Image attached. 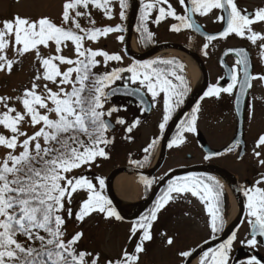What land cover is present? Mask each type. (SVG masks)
I'll return each instance as SVG.
<instances>
[{
  "label": "snow or ice",
  "instance_id": "obj_1",
  "mask_svg": "<svg viewBox=\"0 0 264 264\" xmlns=\"http://www.w3.org/2000/svg\"><path fill=\"white\" fill-rule=\"evenodd\" d=\"M178 2L184 14H178L169 0H139L138 31L142 38L152 39L148 22L153 10H157L158 15L152 23L159 25L166 17H171L179 22L171 25V31L179 32L183 28L197 33L201 32V25L193 20L194 14L204 16L213 10H221L222 15L217 19L224 21L226 26L218 36L206 34L208 41L235 34L253 44L261 41L259 47L264 49V34L252 28L255 23L264 22V7L249 13L246 9H239L235 0ZM117 3L119 17L124 20L130 7L129 0H64L59 24L48 16L33 20L18 14L10 20L0 21V72L10 74L17 63L7 56L10 47L18 56L34 51L43 69L42 72L38 70L31 86L24 88L21 95L0 96V105L4 109L0 111V127L10 133L0 132V148L5 150L0 157V264H100L99 253L79 248L83 232H76L67 239L65 237L66 220L74 219L82 223L93 213L104 214L105 219L121 220L112 201L103 194V178H94L98 181L97 186L93 179L73 174L84 166L90 168L97 158H109L105 149L114 143V137L110 138L107 133L114 129L111 117L119 109L115 106L106 109L105 104L121 91V87L129 95H139L141 104L145 102V90L150 93L153 102L163 93L162 122L159 124V129L163 131L173 113L184 103L189 87L180 74L183 65L177 61L152 59L136 61L126 67H112L102 73L93 71L101 65L97 57L103 58L105 69L109 62L123 61L120 54L85 47L86 40L97 42L101 37L124 31L120 24L97 27L90 11L102 10L106 18L113 19ZM165 4L167 9L162 6ZM82 19L88 26L82 25ZM117 39L123 42L125 37L120 35ZM69 42L74 49V58L62 54ZM51 45L55 46V55L43 56L40 47L47 49ZM208 46L205 43L203 47L207 49ZM228 52H234L238 57L236 65L242 66L243 79L238 80L237 70L232 68L231 83L223 88L210 86L204 96L218 97L221 91L231 94L239 84V105L240 97L251 87L250 80L264 79V76L250 75L246 50L228 49L225 54ZM260 56L264 60V51ZM61 65L67 67L61 70ZM126 73L129 74L127 81ZM117 81L122 84L114 86ZM49 84L55 87H49ZM16 102L21 105L19 110L15 107ZM198 111L199 106L180 122L176 135L168 144L169 148L184 143L185 133L197 131ZM138 123L134 122L125 130L131 133ZM115 124L126 125V121L117 117ZM26 128L33 130L31 134ZM155 144L153 140L144 151L148 152ZM236 146L232 145L229 151ZM262 147L264 135L258 138L253 149L258 159L261 152L255 149ZM148 160V155H145L143 162L133 163L143 166ZM259 163L264 166V159H259ZM144 183L146 187H151L154 180L144 179ZM260 185H264V173L251 187L240 189L246 197L245 216L250 226L246 243L251 248L264 245V239H258L264 238V187ZM222 188L223 185L211 176L189 175L170 180L152 209L133 223L129 237V242L133 237L137 239L133 251L125 248L118 258H106L105 264H139L140 254L146 251L144 243L153 239L150 230L157 220V213L174 199L173 194L190 193L205 204L210 216L209 227L215 239L225 229L221 214ZM81 192L86 194V198L78 201V208L74 211L75 196ZM235 239L236 234L232 233L216 248L203 251L198 264H229ZM166 242L172 245L174 239L169 237ZM192 254V251L179 252L182 258H189ZM247 264H262V261L252 256Z\"/></svg>",
  "mask_w": 264,
  "mask_h": 264
},
{
  "label": "rangeland",
  "instance_id": "obj_2",
  "mask_svg": "<svg viewBox=\"0 0 264 264\" xmlns=\"http://www.w3.org/2000/svg\"><path fill=\"white\" fill-rule=\"evenodd\" d=\"M147 2V0H146ZM237 6L241 10H255L259 7H264V0H235ZM64 0H0V21L6 19H12L16 14L21 17H29L33 20L38 19L41 16H48L57 24L60 23V15L62 11V4ZM93 18L96 21V26H115L117 23H122L125 20L127 23L128 12H126V18L121 20L119 17V5L118 3L114 8V18L108 19L104 16L102 10L90 9ZM219 10H213L211 14L202 16L204 18V25H210L212 30H216L220 25L216 22L220 16ZM156 15H150L148 26H152L158 34L159 40H173L171 33H166L172 25V20H168L166 17L165 22H160L159 25L152 23ZM82 25L88 26L85 20H81ZM126 24L124 26V29ZM254 31L264 34V22H258L252 25ZM123 35L124 32L111 33L107 37H101L97 42L85 41V47H90L94 50L103 49L110 54H120L123 57L121 62H109L108 68L103 67V58L97 57L101 61V65L95 68L98 73L110 70L112 67H126L131 64L130 60L124 54V42L119 41L118 36ZM183 39V37H180ZM227 42L210 44L208 52V66L209 72L212 77L220 76L217 65V58L224 45H244L250 51L253 77L264 76V60L261 59L260 53L264 51L259 45L261 41H257L256 44L250 42L247 38H241L235 34L229 35L226 39ZM131 43L134 46V52L141 51L143 46L140 36L136 32L131 33ZM171 48V47H168ZM40 52L43 56L55 55V46L51 45L50 48L40 47ZM62 54L66 57L74 58V49L69 42L68 46L63 49ZM7 56L10 59H15L17 63L14 64L10 74L6 72H0V96L16 97L22 94L24 88L30 87L33 78L37 75L38 70L43 71L40 62L36 59V53L30 51L22 56L16 55L14 49L10 47L7 50ZM174 55L159 54L151 58L170 57ZM177 57V56H175ZM229 59L230 64L235 63ZM183 71L190 82V78L187 76V64L182 63ZM67 65H61V70H64ZM125 76V75H124ZM118 82V81H117ZM116 82V83H117ZM39 83H44L40 81ZM49 87H55L49 84ZM197 93V92H196ZM160 102L158 100V109H160ZM116 101L110 100L105 104V108L114 107ZM15 107L19 110L21 105L19 102L15 103ZM136 108V107H135ZM208 109V108H207ZM3 106L0 105V111H3ZM136 110H138L136 108ZM129 111V108L125 109V113ZM160 111H162L160 109ZM134 121H139L138 125L133 128L131 133H128L125 129L129 126V119L126 127L123 125H116L115 120L117 115L113 113L111 121L115 127L107 135L110 138L114 137V143L107 146L105 151L109 154V158H97V161L89 168L84 166L81 169L75 170L74 175H85L86 177L93 179V182L97 184L95 177H101L105 180L109 173L115 168L123 164H128L130 160H134V156L140 154L145 155L144 149L149 145V136L156 133L155 128L152 127L153 120H149V116L144 115L141 111H134ZM216 120L215 123H210L211 118ZM199 135L201 138L209 143L213 148H218L225 145L228 141L234 137L236 129V120L231 111V108L227 106V110L221 107L216 108L210 113L208 110L198 111ZM123 129V130H122ZM31 134L33 131L31 128H26ZM0 132L7 133L2 127ZM120 135H124L123 138ZM264 135V79L253 78L252 87L248 94L245 109H244V136L245 141V155L240 162H237L236 157L238 153H234L221 163L226 166L232 173L237 174L241 181L244 177L252 179L254 174L264 172V166H261L259 159H264V147L255 149L261 152V156L258 159L253 152L255 144L258 138ZM130 137V139H129ZM185 141L190 144L189 147H184V152H191L195 155V160L198 161V149L194 148V143L191 134L185 135ZM133 151V153H131ZM137 151V152H136ZM136 155H135V153ZM5 153L3 148H0V157ZM160 154V153H159ZM203 157V155H202ZM195 160L185 161V163H193ZM220 162L219 160H217ZM169 164V163H168ZM98 165V166H97ZM170 165V164H169ZM127 171H120L114 174L110 180V191L116 202V198L112 191V180L115 175L124 173ZM205 173V172H203ZM210 175L211 173H205ZM212 175V174H211ZM140 188L136 205L144 197L142 194V188L139 184V177L135 179ZM253 184L255 181H252ZM221 183H224L221 181ZM263 187L262 185H260ZM223 189V188H222ZM103 191V194L107 196V190ZM228 200L227 217L230 212V195L225 187L222 190ZM235 195V194H234ZM174 199L170 201L157 215V220L153 222L151 234L153 239L144 243L145 252L140 254L139 264H182L184 258L179 256L181 251H191L197 244L205 241L210 235V216L206 211L205 204L202 203L198 197H193L190 193L185 194H173ZM86 198V194L81 192L80 195L75 196L76 203L73 204L74 211L78 208V201L81 198ZM237 199V198H236ZM238 201V200H237ZM117 204V202H116ZM135 205V207H136ZM134 210V209H133ZM238 217V216H237ZM237 218L230 224L227 220V226L232 227ZM132 223L122 220H116L115 218L105 219L104 214L93 213L87 217L82 223H77L74 219L66 220L67 235L65 239L69 238L76 232H83V238L79 242V248L100 254V264H105L106 258L116 259L118 258L122 250L127 248L129 252H132L135 244L137 243L136 237H133L129 242L131 235L130 229ZM228 227V228H229ZM240 234L236 236L235 241L232 244L231 252L235 249L243 247L246 244L244 238V231L241 229ZM139 236V233H137ZM171 237L174 239L172 245L167 244V239ZM248 246V245H247ZM213 245L208 248H212ZM207 248V249H208ZM206 249V250H207ZM204 250V251H206ZM254 250L264 259V252L261 249V244H258ZM202 254V253H201ZM200 258V257H199ZM248 259H240L237 264H247ZM199 262V261H198Z\"/></svg>",
  "mask_w": 264,
  "mask_h": 264
},
{
  "label": "flooded vegetation",
  "instance_id": "obj_3",
  "mask_svg": "<svg viewBox=\"0 0 264 264\" xmlns=\"http://www.w3.org/2000/svg\"><path fill=\"white\" fill-rule=\"evenodd\" d=\"M169 3L172 4L173 8L176 10V12L178 14H184L183 8L179 5L178 0H169ZM162 6H164L167 9V5L166 4L162 5ZM251 11L253 12L254 9L251 10ZM219 12H220L219 15L221 16L222 15V11L219 10ZM211 13H209V14H211ZM209 14H207V15H209ZM151 15H156L157 16L158 15V11L157 10H153ZM207 15H204V16H207ZM193 17H194L195 21L199 25H201L203 30H205L206 32H217L218 30H220L223 27V21L217 19L216 22L218 21L217 23H219L220 26L218 28H216V30H212V29H209V28H211V24L210 25H204V23H205L204 20L205 19L202 18V16H200L199 14H194ZM167 19L168 20H172V22H173L172 24L179 23L174 18L168 17ZM165 20L166 19L162 20L161 22H165ZM149 30L153 33L152 39L149 41V47L154 46V45H156L158 43H162V42H172V43H176V44H182V45L192 49L193 51H195L197 53V55H199V57L201 58L202 62L204 63V66H205V69L207 70V75H208V78H207L208 82H207V86H206V89H205L204 93L208 90V88L210 86H219V87L223 88V87H227L228 84L231 83V82L227 83V81L225 79V72L223 70V67L219 63V56L221 55V53L226 48L236 47V46H244V45H230V46L224 45L223 49L220 51V53L218 55V58H217V65H218L217 71H219L220 76L212 77L210 75V72H209V66H208V61H207V57H208L207 49L211 47L210 44H213V43L217 44V43L227 42L228 40H226V39L229 36L227 38H217V39H215L213 41H208L206 38H203V37L195 34L191 29H183L182 28L181 31L176 32V31H171L170 28H169L165 32L166 33H171L172 37L174 39L173 40H169V39L168 40H159L160 36H158V34H157L158 32L156 33L154 28L152 26H150V25H149ZM230 36H231V34H230ZM180 37H183V39H181ZM205 43H207L209 45L207 49H205L203 47ZM205 53H207V54H205ZM127 58L130 60L131 64L133 62H136L135 60H133V59H131L129 57H127ZM158 59H170V60L177 61L180 64L183 63V61L179 57H175V56L162 57V58H158ZM229 59H232V61L235 63V65L230 64ZM236 60H237V58L234 55L230 54V55L226 56L225 63L228 64L231 67V69L232 68H236L237 76L239 78V76H240V66L236 65ZM180 74H182L185 77V79L187 81V84H188V87H189V91H188L187 95L184 98V103L179 108L176 109V111L173 113L172 119L168 122V124L166 125V127H165V129L163 131H161L159 129V124L162 122L163 104L160 103L161 107H159L162 111H160V109L157 108L158 107V104H157L158 100L160 102H162L163 93H161V96L157 98L156 102H153L152 99H151L150 93H146V90H145V94H146V96H147V98L149 100V106H150L149 107L150 108L149 113H146L144 111V109L141 107V105L134 98H132L130 96H120V95H118V96H115L113 98L114 101H116L115 107H117L119 109V111L115 112V114L117 115V117L123 118L126 121V125H127V122H128L127 118L130 120L128 122L129 126L132 125L134 122H137V121H134L135 117L133 115V112L134 111H141L144 115L149 116V120H153L152 127L155 128V131H156L155 134L152 133V135L149 136V144L153 140L156 141V144H155L154 147L150 148L148 152L145 153V155H148L149 160L147 162H144L143 166H140L137 163H133V161L143 162V158H144L145 155H142V154H140L137 157L134 156L135 159L134 160H130L128 164L126 163V164L120 165V166H132V167L142 168V169L148 167L150 169V168L154 167L155 165H157V163L160 161V164H159L157 170L152 175H150L147 178H140L139 184H140V186L142 188V194H144L143 195L144 197L142 199H145L147 197H151V198L149 199V203L146 205V207L141 212V214L139 215L138 218H140V216H142V215L147 214L150 211V209H152V207L154 205V202L156 201L157 197L161 194V191L166 188L168 182L170 180L176 179L177 177H185V176H189V175H195V176H198V177L211 176L215 180L219 181V183L221 185H223V189L222 190H225L226 186H225L224 183H221V181L222 182H226L227 184H230L231 187H232V183L222 179L218 175V173H215L216 175L214 176L213 174L212 175L211 174L207 175V174H205V173L200 171V170H204V169L213 171L210 168H203V169L198 168L196 170H192V171L190 170L191 172H189L188 174L174 175L173 173L176 172V171L184 170V169H190V168H193V167H199V166H202V165H209V166L218 167V168H221V169L225 170L228 173V175H230L232 178L233 177L235 178V180L237 182V185L239 187V190L242 187H245V186L251 187L253 185L252 181H255L256 179H258L259 175L261 174V173L254 174L252 179H250L249 177H244L243 181H241L237 174L232 173L226 166H224L221 163V161L226 160L229 156L233 155L234 153H238V155L236 157V160H237V162H240L243 159V157H244L243 156L240 159L238 158L239 154H240V148L239 147H235L232 150H230L229 152H226V153H224L222 155L209 156L202 150L201 142H206L208 145H209V143L201 138V136L199 135L200 133H199L198 130L195 133H185V135L186 134H191L192 135L193 143L195 145L194 148L198 149V151H199L198 153L201 155V158L198 156V161L195 160V155L193 153L184 152V147L185 146H187V147L190 146V144L187 143L186 141L184 143H182L181 145H179V146H173L172 148L168 147L169 142L174 138V136L177 133L178 126H179L180 122L183 121V120H186L190 116V114L192 113V110L194 108H196L197 106H199V112H201V110L204 109V110H208L210 113H212L213 110H215L218 107L219 108L221 107L222 109L227 110V106H228L229 108H231V111L233 112V115H234L233 104H234V97H235V92H236L237 86L233 89V92L231 94L221 91V93H220V95L218 97H216V96L206 97V96H204V93H203L202 96L191 107H189L186 110H184L181 113H179L183 109V107L185 106L186 102L194 95L191 82H189L187 80V77H186L183 69L180 71ZM124 75H125V81H127V77H128L129 74L126 73ZM121 84H122L121 81H118L116 83V85H121ZM132 87H136V85H132ZM135 107L138 110H136ZM127 108H129V111H127V113H125V109H127ZM197 116H198V113H197ZM213 119L214 118L212 117L209 120V122L210 123H215L216 120H213ZM199 122H200V120L197 119V128H199ZM126 125H123V126L126 127ZM114 127H115V125H114ZM123 136L124 135H120V137H122V138H123ZM165 136H166V140L167 141H166L165 146H163V141H164ZM232 139H233V137H232ZM230 141H228L225 145H223L221 147H218V148H213L210 145H209V147H211L212 149L217 151V150H220V149L224 148ZM163 147H165V148H163ZM131 153H133V151ZM135 155H136V153H135ZM202 155H203V157H202ZM161 156H162V158H161ZM191 160H195V162H193V163H185V161H191ZM217 160H219L220 162H218ZM207 172H209V171H207ZM262 173H264V172H262ZM144 179L154 180V183L151 185V187H146V185L144 183ZM262 186L264 187V185H262ZM240 193H241V195L243 197V205H244V216H243V219H242L243 223L241 221L240 225L236 228V230L233 233H235L236 236H238L240 234L239 233L240 230L242 229L244 231V238L247 239V238H249L250 226L248 225L247 220H246V216H245V212H246V209H245L246 197L243 195V192L241 190H240ZM223 195H224L223 196L224 198H222V200H221L222 201V203H221V214H222V216L224 218V221H225V229L224 230H226L229 227V226H227L228 200L226 199L225 193H223ZM237 202H238V205L240 207V202L239 201H237ZM162 210L163 209H161L160 212L157 213V215L159 213H161ZM217 235H219V234H217ZM212 237H213V234L211 233V230H210V235H209V237L207 239H210ZM258 239H262V238H258ZM216 247H214V248H216ZM240 248L250 249V250L254 251L262 260H264L254 250V248H251L250 246H247V243H246L243 247H239V248L235 249L234 252L230 253L229 264H237L240 259H248L249 260L248 257L243 256L241 254H236V256H234L236 251L238 249H240ZM261 249L264 252V247H263L262 244H261ZM233 257H234V260L232 262Z\"/></svg>",
  "mask_w": 264,
  "mask_h": 264
},
{
  "label": "water",
  "instance_id": "obj_4",
  "mask_svg": "<svg viewBox=\"0 0 264 264\" xmlns=\"http://www.w3.org/2000/svg\"><path fill=\"white\" fill-rule=\"evenodd\" d=\"M138 0H131V3H130V9H129V14H128V19H127V26H126V29H125V39H124V49H125V54L130 57L131 59L135 60V61H142L144 60L145 58H147L150 54H152L154 51H156L157 49L159 48H162V47H172V48H177V49H180V50H183L185 52H187L190 56H192L193 58H195L200 66V69L202 71V74H203V77H204V83H203V86L201 87V89L195 93L185 104V106L183 107V109L179 112L181 113L182 111L186 110L187 108L191 107L201 96L202 94L204 93L205 89H206V86H207V78H208V75H207V70L205 69V66H204V63L202 62L201 58L199 57V55H197V53L195 51H193L192 49L182 45V44H176V43H172V42H162V43H158L150 48H147L141 52H134L131 50V32H132V29H133V25H134V22H135V18H136V15H137V10H138ZM249 13H251V11H248ZM193 20L194 17H192ZM225 23L223 21V27L218 30L217 32H206L205 30H203V28L201 27V32L200 33H197L195 32L194 30H192L195 34L203 37V38H206V34L207 35H217L223 31L224 27H225ZM219 38V37H218ZM228 49H244L246 50V52L248 53V59H249V72H250V75L253 76V73H252V61H251V55H250V52L248 51V49L246 47H243V46H239V47H229V48H226L224 49V51L221 53V55L219 56V63L221 64V66L223 67V70L225 72V79L227 81V83L231 82L230 80V75H231V72H230V69L231 67L225 63V58L226 56L228 55H234L236 58H238L236 56V54L234 52H228L227 54L226 53V50ZM242 66H240V76L238 78V80H242L243 79V73H242ZM250 84L252 85V79L250 80ZM114 86H120V85H114ZM251 89L250 88H247V90L245 91L244 95L242 97H240V103L239 105H237V97L240 95V92H239V84H237V88H236V92H235V97H234V104H233V111H234V115H235V119H236V131H235V135H234V138L232 139V141L227 145L225 146L224 148L220 149V150H214L212 149L211 147H209V145L206 143V142H201V147H202V150L209 156H218V155H222L226 152H229V148L234 145V144H237L238 146H240V154H239V159L242 158L245 154V142H244V139H243V122H244V107H245V102H246V99H247V96H248V93H249V90ZM130 96L132 98H134L140 105L141 107L144 109V111L146 113H149L150 111V106H149V100L146 96V94L144 93V104H141L140 103V96L139 95H129L127 94L123 88L121 87V91L116 94L115 96ZM113 96V97H115ZM112 98V97H111ZM113 123V122H112ZM166 136L164 138V141H163V146H165L166 144ZM165 148V147H163ZM234 147L231 148V150L233 149ZM162 158V156H161ZM160 164V161L157 163V165H155L154 167L150 168V169H139V168H135V167H131V166H123V167H117V168H114L108 175L107 179H106V190H107V196L108 198L112 201V206L116 209V211L118 212V214L121 216V219L124 220V221H128V222H132L134 220L137 219V217L139 216V214L144 210V208L146 207V205L149 203V199L151 197H147L146 199H144L141 203H139L134 210H132L130 213H123L120 211L118 205L116 204L115 200L113 199V196L111 194V191H110V180L112 178V176L120 171H123V170H130L132 172H135L136 174H138L139 176L141 177H149L150 175H152L158 168ZM203 169V168H210L212 170H214L216 173H218V175L226 180V181H229L232 183V187L234 189V193H236L237 195V200L240 202V212H239V215H238V218H237V221L235 223V225L233 227H231L230 229L228 230H225L224 232H222L221 234L217 235L215 239L210 238V239H207L203 242H201L199 245H197L193 250V254L191 257L189 258H185L183 264H189V262L192 260V258L198 254L201 250L207 248L208 246L212 245V244H219L225 240H227L231 235L232 233L236 230V228L240 225L242 219H243V216H244V205H243V197L240 193V190H239V187L237 185V182L235 180V178L231 177L230 175H228V173L221 169V168H218V167H214V166H209V165H202V166H199V167H193V168H190V169H184V170H179V171H176L174 172L173 174L174 175H178V174H188L189 172H191L192 170H196V169ZM191 170V171H190ZM264 239V238H262ZM264 247V245H263ZM236 254H241L243 256H246L248 258H251L252 256H256L258 259H260L262 261V264H264V261L252 250L250 249H246V248H240L236 251L235 255ZM234 260V257L232 259V262Z\"/></svg>",
  "mask_w": 264,
  "mask_h": 264
},
{
  "label": "bare ground",
  "instance_id": "obj_5",
  "mask_svg": "<svg viewBox=\"0 0 264 264\" xmlns=\"http://www.w3.org/2000/svg\"><path fill=\"white\" fill-rule=\"evenodd\" d=\"M131 49L134 50V46L131 43ZM159 54H168V55H174L179 57L183 62L187 64V71L186 74L190 78V82L192 85L193 93H196L204 83V77L201 72L200 66L195 58L190 56L187 52L176 49V48H168L163 47L157 49L155 52H153L149 57H153ZM201 172L208 173L209 171L214 176L216 175L213 171L210 170H200ZM137 178V175L134 172H124L115 175V177L112 180V191L116 198L117 205L119 209L123 213H130L133 209H135V202L137 200L138 194L140 193V188L138 184L136 183L135 179ZM225 186L227 187V190L230 195V212L228 214V221L230 224H233L237 216L240 212V207L237 202V195L234 193V189L231 187L230 184H227L224 182ZM235 194V195H234ZM209 247V246H208ZM207 247V248H208ZM207 248L201 250L198 254H196L192 260L189 262V264H198L199 257L201 253L206 250Z\"/></svg>",
  "mask_w": 264,
  "mask_h": 264
},
{
  "label": "trees",
  "instance_id": "obj_6",
  "mask_svg": "<svg viewBox=\"0 0 264 264\" xmlns=\"http://www.w3.org/2000/svg\"><path fill=\"white\" fill-rule=\"evenodd\" d=\"M129 4H130V0H129ZM127 12H129V9L127 10ZM139 14L140 13H139V9H138V13H137L136 20H135V24H134V32H136L140 36L141 42H142V46L144 48H147V47H149V40L142 38L141 32L138 31ZM117 24H120L123 27V29H124V26H125L126 23H125V20H124L122 23H117ZM97 27H101V26H97ZM93 71L96 72V73H98L95 69ZM223 196L224 195H222L221 200H222V198H224Z\"/></svg>",
  "mask_w": 264,
  "mask_h": 264
}]
</instances>
